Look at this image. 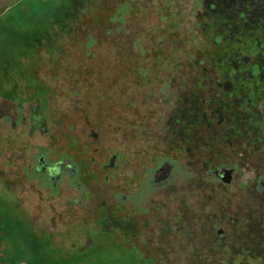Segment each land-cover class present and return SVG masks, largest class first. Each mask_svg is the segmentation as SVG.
Here are the masks:
<instances>
[{
    "label": "rangeland",
    "instance_id": "obj_1",
    "mask_svg": "<svg viewBox=\"0 0 264 264\" xmlns=\"http://www.w3.org/2000/svg\"><path fill=\"white\" fill-rule=\"evenodd\" d=\"M204 3L0 15V264H264V85L212 90ZM67 13L81 19L65 30Z\"/></svg>",
    "mask_w": 264,
    "mask_h": 264
},
{
    "label": "trees",
    "instance_id": "obj_2",
    "mask_svg": "<svg viewBox=\"0 0 264 264\" xmlns=\"http://www.w3.org/2000/svg\"><path fill=\"white\" fill-rule=\"evenodd\" d=\"M204 6L209 17L217 25L214 51L205 60L210 64L211 71L218 75V79L206 78L212 85V90L216 88L230 100H238L240 96H244L249 87L254 88L255 92V88L264 85V60L259 55L264 51V0H205ZM68 17L59 21L65 30L71 26L73 28L81 19L78 16L75 20L72 14ZM205 102L207 101L202 100L195 104V101H190V109L183 111L192 117L178 113L177 120L184 118L185 127L201 125L205 118L201 108ZM211 103L216 105V101L212 99L207 106L210 107ZM7 208H0L1 215L8 214ZM10 217L14 218L11 215ZM7 222L11 227L12 219ZM3 228L5 227H1Z\"/></svg>",
    "mask_w": 264,
    "mask_h": 264
},
{
    "label": "water",
    "instance_id": "obj_3",
    "mask_svg": "<svg viewBox=\"0 0 264 264\" xmlns=\"http://www.w3.org/2000/svg\"><path fill=\"white\" fill-rule=\"evenodd\" d=\"M22 0H0V15L8 9L10 6L19 3ZM44 159H42L43 161ZM234 180V170L225 169L223 171V177L221 178V181L225 185H232ZM223 234V230L219 231V235Z\"/></svg>",
    "mask_w": 264,
    "mask_h": 264
},
{
    "label": "flooded vegetation",
    "instance_id": "obj_4",
    "mask_svg": "<svg viewBox=\"0 0 264 264\" xmlns=\"http://www.w3.org/2000/svg\"><path fill=\"white\" fill-rule=\"evenodd\" d=\"M60 167H61V169H64L63 167H64V164L62 163L61 165H60ZM45 168V167H44ZM53 173H54V170L52 171ZM52 172H50V174H52ZM56 173H58V172H60L58 169L55 171Z\"/></svg>",
    "mask_w": 264,
    "mask_h": 264
}]
</instances>
